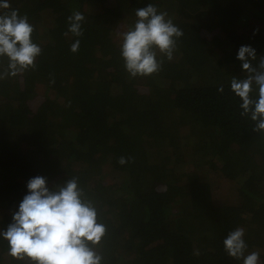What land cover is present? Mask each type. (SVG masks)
Returning a JSON list of instances; mask_svg holds the SVG:
<instances>
[{
    "label": "trees",
    "instance_id": "obj_1",
    "mask_svg": "<svg viewBox=\"0 0 264 264\" xmlns=\"http://www.w3.org/2000/svg\"><path fill=\"white\" fill-rule=\"evenodd\" d=\"M8 3L0 14L27 16L41 54L15 76L0 56V233L30 179L44 177L52 191L75 179L106 229L89 242L101 264H243L223 246L237 227L244 256L258 251L264 264V131L230 88L264 71V0ZM149 4L183 35L171 60L155 50L159 72L133 78L117 43ZM74 11L81 37L68 31ZM241 46L255 49L254 72L236 58ZM209 171L232 189L225 200L215 202ZM0 264L32 262L9 255L0 235Z\"/></svg>",
    "mask_w": 264,
    "mask_h": 264
},
{
    "label": "clouds",
    "instance_id": "obj_2",
    "mask_svg": "<svg viewBox=\"0 0 264 264\" xmlns=\"http://www.w3.org/2000/svg\"><path fill=\"white\" fill-rule=\"evenodd\" d=\"M10 7L8 0H0V9ZM135 15L134 28L122 36L120 54L130 77H147L162 67L155 50L171 60L176 38L183 33L166 19V13H158L151 4L137 9ZM68 20V31L76 37L83 36V14L74 11ZM32 32L33 26L27 16H20L17 10L0 14V56L9 59L10 75L35 67L41 48L32 42ZM79 46L77 39L70 46V51L78 52ZM255 57V49L241 46L236 58L243 70L254 72L249 61ZM260 68L264 69V60H261ZM253 82L258 86V98L255 100L251 98ZM230 88L242 102L241 115L251 112V120L257 122L254 131H264V71L245 79L233 78ZM218 91L223 92V86ZM127 162L123 156L118 159L120 165ZM27 189L28 194L19 204L13 223L0 233L8 242L9 255L16 260L29 259L32 264H101L102 257L89 246V242L93 246L98 245L106 229L97 222V212L92 204L82 200L77 181L72 179L52 191L44 177L36 176L28 181ZM244 235L242 227L231 231L223 241L224 250L230 257H243V264H258V251L244 256L247 249ZM194 254L199 255V252Z\"/></svg>",
    "mask_w": 264,
    "mask_h": 264
},
{
    "label": "rangeland",
    "instance_id": "obj_3",
    "mask_svg": "<svg viewBox=\"0 0 264 264\" xmlns=\"http://www.w3.org/2000/svg\"><path fill=\"white\" fill-rule=\"evenodd\" d=\"M92 12L95 11L94 9L91 10ZM122 43V39L117 44ZM182 135H186V130L181 131ZM188 142V141H187ZM186 144V143H184ZM208 178L213 183L212 188L215 193L214 200L215 202H219L221 200H225L228 198L230 193H232V189L229 187V185L224 183V181L215 180V177L213 176V172L209 171ZM264 252V251H263Z\"/></svg>",
    "mask_w": 264,
    "mask_h": 264
}]
</instances>
